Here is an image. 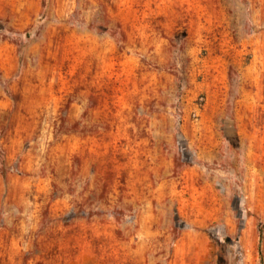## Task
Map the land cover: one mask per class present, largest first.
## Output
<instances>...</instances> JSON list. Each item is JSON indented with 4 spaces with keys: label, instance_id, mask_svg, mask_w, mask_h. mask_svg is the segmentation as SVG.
Here are the masks:
<instances>
[{
    "label": "rangeland",
    "instance_id": "1",
    "mask_svg": "<svg viewBox=\"0 0 264 264\" xmlns=\"http://www.w3.org/2000/svg\"><path fill=\"white\" fill-rule=\"evenodd\" d=\"M0 264H264V0H0Z\"/></svg>",
    "mask_w": 264,
    "mask_h": 264
}]
</instances>
